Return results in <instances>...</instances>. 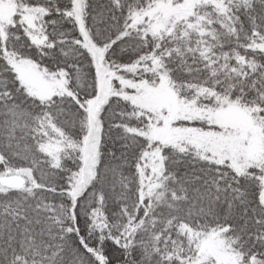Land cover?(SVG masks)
<instances>
[{"label":"snow or ice","instance_id":"snow-or-ice-1","mask_svg":"<svg viewBox=\"0 0 264 264\" xmlns=\"http://www.w3.org/2000/svg\"><path fill=\"white\" fill-rule=\"evenodd\" d=\"M0 264H264V0H0Z\"/></svg>","mask_w":264,"mask_h":264}]
</instances>
